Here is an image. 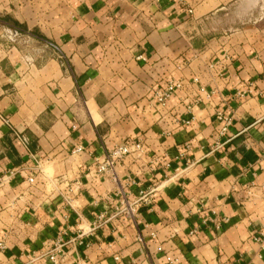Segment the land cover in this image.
<instances>
[{
	"label": "crops",
	"instance_id": "1",
	"mask_svg": "<svg viewBox=\"0 0 264 264\" xmlns=\"http://www.w3.org/2000/svg\"><path fill=\"white\" fill-rule=\"evenodd\" d=\"M99 214L60 264H264V0H0V264Z\"/></svg>",
	"mask_w": 264,
	"mask_h": 264
},
{
	"label": "built area",
	"instance_id": "2",
	"mask_svg": "<svg viewBox=\"0 0 264 264\" xmlns=\"http://www.w3.org/2000/svg\"><path fill=\"white\" fill-rule=\"evenodd\" d=\"M189 13L192 12V9L188 10ZM5 34L10 41H15L17 37H19L20 32L18 30H12L7 28L5 30ZM181 83L179 81H169L163 88H157L153 91V97L156 100L157 104L160 106H165L167 100L170 96L174 93L176 89L180 87ZM218 119L222 121V127L220 130V135H224L227 131V127L230 123V119L224 117L221 114L217 115ZM190 118L183 120V124H188L190 122ZM82 147L79 146L75 149V151H81ZM144 152L143 145L140 141H136L130 144H121L115 146L110 152L105 154L104 159L101 163L96 166L95 172L97 174L104 173V172H112V176L115 178L114 167L118 161L123 159L124 157L135 154L137 156L141 155ZM30 183L34 181L33 177L28 179ZM140 195V194H139ZM140 202H146L148 198L145 194L141 192ZM137 202H130L129 200L123 198L122 202L117 205L115 211L121 214L124 219L132 220L137 213L136 209ZM104 221V215L99 214L97 215L91 223L87 226V230L83 228H77V232L75 235H70L67 241L64 239L63 234L64 232L60 233L57 237L52 239L50 242L47 243V248L45 255L48 259L52 262V264H60L62 254H63V246L68 243L80 242L79 238L86 232L91 231L102 225ZM4 248V244L0 241V250ZM168 262L177 261L175 257L171 258L167 256Z\"/></svg>",
	"mask_w": 264,
	"mask_h": 264
},
{
	"label": "trees",
	"instance_id": "3",
	"mask_svg": "<svg viewBox=\"0 0 264 264\" xmlns=\"http://www.w3.org/2000/svg\"><path fill=\"white\" fill-rule=\"evenodd\" d=\"M4 18V17H3ZM10 22V21H9ZM12 23V22H11ZM13 24L16 26V24H15V22H13ZM26 142H28V141H26Z\"/></svg>",
	"mask_w": 264,
	"mask_h": 264
}]
</instances>
